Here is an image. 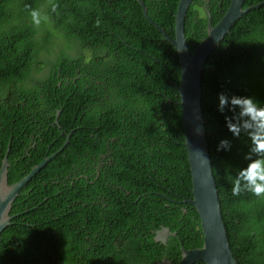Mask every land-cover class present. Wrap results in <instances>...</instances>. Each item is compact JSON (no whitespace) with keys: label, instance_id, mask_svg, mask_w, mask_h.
I'll return each instance as SVG.
<instances>
[{"label":"trees","instance_id":"1","mask_svg":"<svg viewBox=\"0 0 264 264\" xmlns=\"http://www.w3.org/2000/svg\"><path fill=\"white\" fill-rule=\"evenodd\" d=\"M178 0H142L173 36ZM238 17L204 59L200 109L229 248L264 264V199L233 196L250 139L235 137L219 94L264 105V0ZM229 0H191L190 51ZM47 17L34 25L30 9ZM174 46L136 0H0V163L12 184L51 156L11 202L0 264H156L202 243L191 198ZM238 111V109H237ZM222 139L229 150H217ZM166 227V242L154 231ZM191 264H204L194 261Z\"/></svg>","mask_w":264,"mask_h":264},{"label":"water","instance_id":"2","mask_svg":"<svg viewBox=\"0 0 264 264\" xmlns=\"http://www.w3.org/2000/svg\"><path fill=\"white\" fill-rule=\"evenodd\" d=\"M136 1L144 17L161 33L165 40L174 46L180 65L178 83L174 86L179 96L183 146L186 152L191 184V198H184L181 202L194 206L199 219L202 243L200 247L190 249L181 247L180 257L176 264H191L194 261H202L204 264H238L228 245L220 214L217 189L210 167L203 126L204 121L200 109V70L206 56L228 32L232 23L244 12L259 6L263 2L242 8L244 0H229L225 11L215 24L211 25L207 18L204 37L190 51L183 32V21L191 0L177 1L174 13L173 36L166 34L160 26L146 15L142 0ZM198 150L207 158L208 165L203 161ZM6 151L7 146L0 163V232L10 222L12 216L8 215V212L11 202L20 188L54 155L44 157L19 180L8 184L6 181ZM157 232H160L159 235L162 236L167 235L168 231L166 227H161ZM159 235H155L154 240H162Z\"/></svg>","mask_w":264,"mask_h":264},{"label":"clouds","instance_id":"3","mask_svg":"<svg viewBox=\"0 0 264 264\" xmlns=\"http://www.w3.org/2000/svg\"><path fill=\"white\" fill-rule=\"evenodd\" d=\"M34 25L39 26L42 20H46L40 9H30L29 12ZM219 110L224 111L230 106L233 116L225 117L229 131L240 137L241 133L250 139V147L245 159L249 161L246 167L238 170L232 180L231 192L233 196H239L242 192H249L257 198L264 199V105L259 104L252 97H229L225 93L219 94ZM238 109V111H237ZM231 142L222 139L217 150H229ZM198 153L208 165L207 158L201 151Z\"/></svg>","mask_w":264,"mask_h":264},{"label":"flooded vegetation","instance_id":"4","mask_svg":"<svg viewBox=\"0 0 264 264\" xmlns=\"http://www.w3.org/2000/svg\"><path fill=\"white\" fill-rule=\"evenodd\" d=\"M160 230V228L159 229H157V230H155L154 231V236L156 235H159V233L160 232H157V231H159ZM168 231V230H167ZM172 233V234H171ZM168 235H174V232H167V235H159V237L160 238H162V240H160V241H162V243H165L166 242V239H167V237H168ZM181 246L179 247V250H180V253H181ZM184 248V247H183ZM186 249H190V248H186ZM179 257H180V255H179ZM179 260V258L175 261V262H172L171 260H169V259H167V258H161V259H159L158 261H157V263L156 264H176V262Z\"/></svg>","mask_w":264,"mask_h":264}]
</instances>
